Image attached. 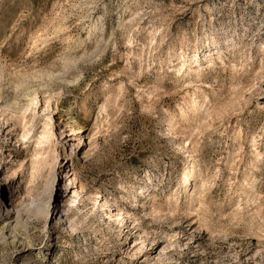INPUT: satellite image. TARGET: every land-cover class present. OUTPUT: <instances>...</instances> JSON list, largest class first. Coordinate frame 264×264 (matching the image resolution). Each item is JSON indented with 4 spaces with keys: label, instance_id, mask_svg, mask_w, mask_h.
Returning <instances> with one entry per match:
<instances>
[{
    "label": "rangeland",
    "instance_id": "obj_1",
    "mask_svg": "<svg viewBox=\"0 0 264 264\" xmlns=\"http://www.w3.org/2000/svg\"><path fill=\"white\" fill-rule=\"evenodd\" d=\"M0 264H264V0H0Z\"/></svg>",
    "mask_w": 264,
    "mask_h": 264
},
{
    "label": "bare ground",
    "instance_id": "obj_2",
    "mask_svg": "<svg viewBox=\"0 0 264 264\" xmlns=\"http://www.w3.org/2000/svg\"><path fill=\"white\" fill-rule=\"evenodd\" d=\"M194 63H196L197 65H198V63H199V61L198 60H194ZM184 66V64L182 65V67ZM19 86V85H18ZM30 95H33V96H31L30 97ZM25 96L27 97H30L28 100H26L27 102L25 103V105H24V107L23 108H18V107H16V103H10V101L9 100H6L5 101V103H4V106H3V111L4 112H9V115L10 116H12L13 117V109L15 110V113H21V116H23L21 119H25V112L26 111H28L29 109L31 110V106L32 105H35L36 104V101H35V98H36V90H32V91H27L26 92V94H25ZM46 109H49V105L47 104L46 105V108H45V110ZM53 110L55 111L56 109H51L49 112H53ZM15 113H14V115H15ZM51 119V123H52V118H50ZM63 122L62 123H64L65 124V126H66V128H68V129H62L61 127V129H62V134H64L65 133V131L67 130V132H69L68 134H65V137L67 136V135H69V136H72V135H78V140H79V142L81 141V137L82 136H80L78 133V131H79V128L76 126V125H73V124H69V122L68 121H64V120H62ZM58 122V121H57ZM25 124L27 125V126H29V124H31L30 123V121L29 120H27V121H25ZM24 124V129H25V131H24V133H23V137H27L28 135H29V133H30V131L31 130H29V128L26 126ZM31 126V125H30ZM62 126V125H61ZM49 130L46 128H44L38 135H36V144L37 145H46V146H48V143H49ZM45 146V147H46ZM64 158L67 160V162H66V164L68 165V171L67 172H65L64 173V175H65V178H66V182H68V183H70V184H74L75 182L77 183L76 184V187H78V185H79V181L77 180V176H76V172H75V170H74V168L72 167V164H71V154L70 153H67V152H65L64 151ZM186 163V162H185ZM65 164V165H66ZM193 165H190V168L192 167ZM190 168H187L184 172H183V184H187V181H188V179H189V175L191 174L192 175V173H191V169ZM193 169V168H192ZM64 170V169H63ZM194 171V170H193ZM191 178V177H190ZM181 181V180H180ZM184 187V186H183ZM187 189V188H186ZM74 193L75 194H77L78 192L75 190L74 191ZM195 193H197V192H195ZM193 194V193H192ZM196 195V194H195ZM73 199H71L70 200V202H72L73 203ZM61 206H63V207H65L66 206V203L65 204H62ZM73 207L75 208V206L73 205ZM71 212L73 213V209H71ZM116 215H120V213H116ZM62 217V216H61ZM119 218V217H118ZM121 218V217H120ZM11 231V233L14 231L13 229H11L10 230Z\"/></svg>",
    "mask_w": 264,
    "mask_h": 264
}]
</instances>
